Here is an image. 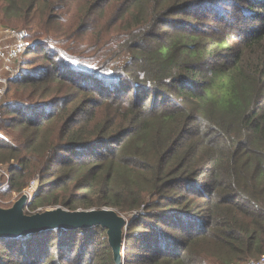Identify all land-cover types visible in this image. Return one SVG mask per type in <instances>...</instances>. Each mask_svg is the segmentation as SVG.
Instances as JSON below:
<instances>
[{"label": "trees", "instance_id": "1", "mask_svg": "<svg viewBox=\"0 0 264 264\" xmlns=\"http://www.w3.org/2000/svg\"><path fill=\"white\" fill-rule=\"evenodd\" d=\"M2 25L33 45L0 106L1 208L38 176L33 211L127 218L123 264L264 255V0H0ZM0 264L115 263L95 225L1 238Z\"/></svg>", "mask_w": 264, "mask_h": 264}, {"label": "water", "instance_id": "2", "mask_svg": "<svg viewBox=\"0 0 264 264\" xmlns=\"http://www.w3.org/2000/svg\"><path fill=\"white\" fill-rule=\"evenodd\" d=\"M1 183V181H0ZM27 194H22L10 208L0 207V239L16 237L45 229L87 228L100 225L107 230L108 244L115 264H123V244L127 218L110 208L68 211L60 206L26 214L30 204Z\"/></svg>", "mask_w": 264, "mask_h": 264}, {"label": "built area", "instance_id": "3", "mask_svg": "<svg viewBox=\"0 0 264 264\" xmlns=\"http://www.w3.org/2000/svg\"><path fill=\"white\" fill-rule=\"evenodd\" d=\"M33 42L24 29L14 30L0 26V106L6 94L8 83L17 74L16 63L31 48ZM30 201V196H28ZM246 264H264V255Z\"/></svg>", "mask_w": 264, "mask_h": 264}, {"label": "rangeland", "instance_id": "4", "mask_svg": "<svg viewBox=\"0 0 264 264\" xmlns=\"http://www.w3.org/2000/svg\"><path fill=\"white\" fill-rule=\"evenodd\" d=\"M1 27H5V28H10V29H14V30H19V29H24L27 31L26 28L24 27H16V26H1ZM21 59V58H20ZM24 59H27L26 57L23 58ZM20 61V60H19ZM37 64H40V60H36L35 61ZM16 67H17V63H16ZM4 101V99H3ZM0 189L2 188V190H4L6 187H7V181H8V173H7V170L4 168V167H0ZM39 178L38 176L34 177V179L30 182V184L26 187V189L22 192V193H17V194H14L12 196V199H10L8 201V203H10V207L13 205V203L22 195V194H27L28 196H30V199H31V202L33 201V197L34 195L37 193V188L39 186ZM0 203H1V200H0ZM9 207V208H10ZM52 209V207H46L44 209H31L30 208V204L28 206H26L24 208V212L26 214H33V213H36V212H42V211H45V210H50ZM125 242V241H124Z\"/></svg>", "mask_w": 264, "mask_h": 264}]
</instances>
